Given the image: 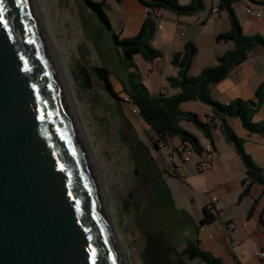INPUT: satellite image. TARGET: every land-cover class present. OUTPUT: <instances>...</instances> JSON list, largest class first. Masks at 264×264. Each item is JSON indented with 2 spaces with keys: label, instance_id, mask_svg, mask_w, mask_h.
Segmentation results:
<instances>
[{
  "label": "water",
  "instance_id": "1",
  "mask_svg": "<svg viewBox=\"0 0 264 264\" xmlns=\"http://www.w3.org/2000/svg\"><path fill=\"white\" fill-rule=\"evenodd\" d=\"M0 264H125L35 0H3Z\"/></svg>",
  "mask_w": 264,
  "mask_h": 264
},
{
  "label": "crops",
  "instance_id": "2",
  "mask_svg": "<svg viewBox=\"0 0 264 264\" xmlns=\"http://www.w3.org/2000/svg\"><path fill=\"white\" fill-rule=\"evenodd\" d=\"M126 1L124 3L125 9L121 14L124 18L122 17L123 21L118 23L117 28H119V36L122 38H133L140 31L144 20L149 17V13L148 9L138 0ZM221 1L202 0L203 9L192 15H177L172 11L160 10L150 16L155 23V34L151 40V45L163 53L161 58L153 61L145 60L148 63L146 64L148 76L152 77L159 74L163 81L156 89L155 94L149 91L151 95L156 96L164 93L170 96L180 92L179 88H173L169 85L168 78L176 76L178 73V68L171 63L173 55L183 51L187 43L192 42L197 47V54L190 70V74L193 76L198 75L208 66L216 65L219 56L233 49V42L216 41L219 34H224L230 30L228 13L226 10L220 9ZM118 2L120 5L123 4V0ZM191 2L192 0H179L181 5H188ZM238 2H241V5H237ZM261 2L264 0H233L232 2L246 35L264 36V14L261 17H255L247 15L245 12L246 4ZM138 55H135L133 60ZM160 61L167 63L165 69L162 66L157 67ZM125 77L128 83V71H126ZM263 82L264 47L259 46L250 53L244 63L234 66L223 81L213 85L210 93L213 99L222 104L235 100H253L256 89ZM143 84L147 87L144 81ZM191 103H194L195 107L199 106L196 101H189L182 103L181 109L196 113L195 109H189ZM203 110V115L197 114L202 121H208L214 112L210 106L203 108ZM254 120L264 123V105ZM215 124L217 127L213 129V134L216 155L209 168L203 172L198 170V163L201 160L198 155L192 165H187L188 162L183 160L180 152L182 144L179 139L177 142H173L172 147L167 142L165 148L161 150L155 147L153 135L149 137L148 146L143 145L142 141L138 139L136 143L131 142L129 144L132 158L136 164L137 160L141 159V166L145 174L146 164H155L163 180L162 168L170 176L180 178L188 188L189 204L191 203V206L199 204L198 208L200 209L198 210L202 212L199 220L204 217V209L212 204L214 198L216 199L214 203L217 210L215 220L205 225L199 232L202 249L220 258L224 264H264V257L259 255L264 252L263 185L254 183L249 193L240 197L243 191L242 181L247 177L246 168L236 151L232 154L229 150L231 154L226 157L220 142L218 131L221 129L217 119ZM228 124L236 135L243 140L245 151L262 169L264 175V135L249 133L238 118L228 119ZM146 126L149 129L147 124ZM196 137L200 138L197 135ZM223 140L224 142L227 141L225 137ZM199 142L204 147L208 143V139L204 136V140L200 141L199 139ZM155 154H158L159 159L155 158ZM176 156L182 160L181 165L176 162ZM182 196L186 199L184 191ZM173 201L176 204L174 197ZM177 208L185 209L193 216L187 205ZM230 223H234L236 229L230 228Z\"/></svg>",
  "mask_w": 264,
  "mask_h": 264
},
{
  "label": "trees",
  "instance_id": "3",
  "mask_svg": "<svg viewBox=\"0 0 264 264\" xmlns=\"http://www.w3.org/2000/svg\"><path fill=\"white\" fill-rule=\"evenodd\" d=\"M82 5L91 10L101 23L111 29L110 21L104 11L107 0H80ZM119 1V0H118ZM147 9V17L140 31L133 38H120L113 34L114 43L122 49L128 71V84H123L122 93H125L129 103L137 110L138 115L154 132L153 139L158 149V142L163 140L167 143L171 139H179L181 144L190 145L194 151L201 154L204 151L199 139L192 132L183 129L181 122L187 121L196 125L215 146L213 129L219 127L224 133L227 141L234 144L236 152L246 168L247 177L242 181L243 191L240 197L246 196L254 183L263 185L264 175L262 169L255 164L244 148L243 140L239 138L228 119H240L243 127L249 133L264 135V123L254 120L256 114L264 105V82L261 83L255 92L253 100H235L222 104L212 98L211 87L223 81L234 66L244 63L250 53L259 46L264 47V36L246 35L243 32L240 21L232 6L233 0H222L220 9L226 10L229 16L230 30L216 37L217 42H233V49L227 51L217 58V64L204 68L196 76L190 74L197 47L189 42L181 52L173 55L171 63L178 68L176 76L168 78L169 85L179 88L180 92L175 95L160 93L151 95L142 80L135 78L134 60L135 55H142L145 60L153 61L161 58L163 53L153 48L151 40L155 34V23L152 19L154 13L160 10H168L177 15H192L203 9L202 0H192L188 5H181L179 0H138ZM255 1V0H250ZM96 76L103 82L104 89L118 100L119 93L112 83V73L105 66L93 67ZM139 77V75L137 76ZM88 80V79H87ZM189 101H199L210 106L214 115L208 121H202L198 114L190 111H183L181 104ZM141 165V159L137 160V169ZM146 176L151 182L154 195L148 206L144 209L137 227L143 241L141 259L143 264H193L195 259H201L205 264H224V262L200 246L199 232L203 226L213 222L216 218V211L209 207L204 209V217L197 224L193 216L185 209L175 206L172 193L166 182L163 180L160 171L155 164H146ZM132 197V193H130ZM165 213L161 223L157 218Z\"/></svg>",
  "mask_w": 264,
  "mask_h": 264
},
{
  "label": "rangeland",
  "instance_id": "4",
  "mask_svg": "<svg viewBox=\"0 0 264 264\" xmlns=\"http://www.w3.org/2000/svg\"><path fill=\"white\" fill-rule=\"evenodd\" d=\"M37 1L44 15V25L49 39L62 53V66L70 79L72 100L81 126L79 130L84 133L86 148L96 164L97 184L99 186L98 178L103 184L108 201V218L116 240L125 246L131 264H143L141 259L143 241L137 227L144 209L153 198L154 191L143 172L142 164L138 166V174H136V161L132 158L129 144L136 143L139 139L143 145L148 146L149 137L153 135L154 139L155 134L150 127L148 129L137 110L126 101L127 95L122 93L123 84H128L125 77L127 60L123 56L122 49L114 43L113 34L120 33L117 26L123 21L124 17L121 14L125 9L126 0H123L121 5L118 0H107L104 11L110 21L111 29L101 23L80 0ZM126 3L129 4L128 1ZM237 5H241V2ZM146 64L148 63L144 57L138 55L134 59L132 71L135 72V78L144 81L149 91L155 94L163 81L159 74L148 76ZM95 66H105L111 71L112 83L120 99L115 100L104 89L103 82L93 70ZM161 66L165 69L167 63L160 61L157 67ZM196 103L199 104L198 107L191 103L189 109H195L196 113L203 115V108L208 106L199 101ZM180 125L200 137V141L204 140L202 131L193 123L183 121ZM218 133L226 157L231 153L234 154L236 151L234 144L230 141L224 142V133L222 131ZM177 141V138L169 140V146L172 147L173 142ZM157 155L155 154V158L159 159ZM196 158L197 154L194 152L191 162L187 165H192ZM175 160L179 165L183 163L179 156H176ZM162 174L176 200L175 205L177 207L187 205L196 217L195 222L200 224L198 218L201 217L202 212L198 210L199 204L192 206L191 203L189 204V191L183 181L178 177L170 176L163 168ZM183 191L186 199L182 196ZM161 215L157 218L158 223L162 222L160 220H163L165 213L162 212ZM192 263L205 264L201 259H195Z\"/></svg>",
  "mask_w": 264,
  "mask_h": 264
},
{
  "label": "built area",
  "instance_id": "5",
  "mask_svg": "<svg viewBox=\"0 0 264 264\" xmlns=\"http://www.w3.org/2000/svg\"><path fill=\"white\" fill-rule=\"evenodd\" d=\"M148 12H153L151 9H148ZM245 12L247 15L255 16V17H261L264 14V2L257 3V4H246L245 5ZM155 14V13H154ZM126 101H129L128 97L126 98ZM166 143L163 140H160L158 142V149L161 150L165 148ZM204 151L201 154H198L194 151V149L190 145H181L180 152L182 155V158L185 162H189L194 154V152L201 158V160L198 163V170L203 172L209 168L211 163L213 162L215 158V146L208 141V143L203 147ZM216 199L214 198L212 204L209 206V208L212 211H216L215 206ZM229 227L232 229H236V225L234 223H230ZM261 257H264V252H261L259 254Z\"/></svg>",
  "mask_w": 264,
  "mask_h": 264
},
{
  "label": "bare ground",
  "instance_id": "6",
  "mask_svg": "<svg viewBox=\"0 0 264 264\" xmlns=\"http://www.w3.org/2000/svg\"><path fill=\"white\" fill-rule=\"evenodd\" d=\"M35 3H36V6L38 7V16H39V18H40V22H41V27H42V30H43V32H44V34L48 37V40H49V43H50V45L52 46V48H53V50L55 51V53H56V66H57V68H58V70H59V73H60V76H61V80H62V83H63V85L65 86V88H66V91H67V93H68V96H69V99H70V101H71V104H72V106H73V109H74V112H75V116H76V109H75V105H74V101L72 100V95H71V91H70V79H69V77L67 76V73L64 71L65 69H63V66H62V53L59 51V50H57L56 48H55V46H53V44L51 43V41H50V37L48 36V33H47V30L45 29V25H44V15H43V13H42V11H41V6L39 5V3H38V1L36 2V0H35ZM49 31V30H48ZM53 42V41H52ZM65 61V60H64ZM65 68V67H64ZM78 114V113H77ZM76 122H77V125H78V128L79 127H81L80 126V124H79V120H78V117L76 116ZM80 131V130H79ZM80 133H81V135H82V137L84 138L85 137V135H84V133L82 132V131H80ZM86 139V138H85ZM87 146V145H86ZM89 153H90V151H89ZM91 155V154H90ZM93 160V159H92ZM94 162V161H93ZM99 175V174H98ZM98 183H99V187H101L100 189H99V194H100V197L102 198V203L104 204V208H105V211H106V213H107V216H108V210H107V197H106V194H105V192H104V188H103V184H102V182H101V179L100 178H98ZM112 227V226H111ZM114 236H115V234H114ZM115 239H116V237H115ZM116 242H117V240H115ZM117 244H118V247L121 249V251H122V259H123V261L125 262V264H131L130 262H129V259H128V257H127V251H126V248H125V246L123 245V244H119L118 242H117Z\"/></svg>",
  "mask_w": 264,
  "mask_h": 264
},
{
  "label": "snow or ice",
  "instance_id": "7",
  "mask_svg": "<svg viewBox=\"0 0 264 264\" xmlns=\"http://www.w3.org/2000/svg\"><path fill=\"white\" fill-rule=\"evenodd\" d=\"M0 24L7 26V22L3 15V0H0Z\"/></svg>",
  "mask_w": 264,
  "mask_h": 264
}]
</instances>
